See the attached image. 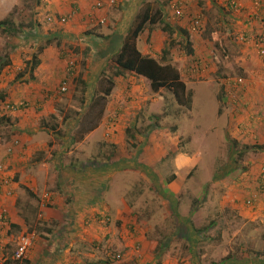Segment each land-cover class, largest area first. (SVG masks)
I'll return each instance as SVG.
<instances>
[{"label": "rangeland", "instance_id": "374dc122", "mask_svg": "<svg viewBox=\"0 0 264 264\" xmlns=\"http://www.w3.org/2000/svg\"><path fill=\"white\" fill-rule=\"evenodd\" d=\"M64 1L66 4L68 3V0ZM62 2V0H56L55 3H50L48 0H0V20L9 19L15 28V32L11 34L6 32L3 27L0 28V92L5 93V99L8 102H14V104L23 102L26 106V108L14 111L15 113L4 111L7 120L4 124H0V142L9 139L10 134L17 133L19 135L20 133L16 131L18 130L16 124L31 117V123L27 124L28 128H22L25 131L32 129L38 138L35 143H41L43 145L41 147L45 148L42 150V159L46 160L45 169L47 171L45 173L49 174L41 177V183L44 186L43 193L36 192L40 188L39 183H37L39 186L34 187L32 192L26 187L17 189L20 192L19 198L23 199L21 201L27 200L26 209H20L22 214L29 218L27 222L30 224V229L26 226L23 231L22 229H12L11 226L9 231L14 232V235L28 232L37 236L39 227L55 230V233L58 234L60 227L67 226L71 216L65 214L69 210H63L62 204L60 207H56L61 212L55 213L54 211L56 216L43 222L39 220L44 218L43 212L41 208L36 209L37 202L34 200L42 199L43 201L46 192L49 193L50 199H54L57 194L61 196L56 184L50 185L47 182L52 173H55L56 179H58L57 161L60 159L67 168L68 165H72L68 170L64 169L62 174L69 172L70 176L73 173L78 176L84 174L86 170H95L98 167V172L96 169L93 173L98 176L96 180L101 179L102 182L96 184L93 177L84 174L86 182L96 184V195L90 203L83 207L80 205L76 207V217L80 216V218L77 224H72L80 229L76 231L75 228L72 237L74 241L70 247L74 249V252L72 250L67 252V249L63 255L68 258L61 255L63 259L57 260V264H70L68 254L81 258L83 264H154V259L148 261L146 258L148 251H144V248L140 247V243L141 249H137V239H143L140 238L144 236L143 234L159 243V247L162 248V256L159 259L164 261L175 260L176 257L182 259L191 256L190 259L197 261L198 264H211V262L220 263V260H225L232 255V259L235 258L237 261L247 259V262H251L259 254L264 256V213L258 221H252L242 218L238 214L237 208L232 209L225 204L226 199L231 197L228 193L231 190V185L239 187L237 182L241 184L244 180L243 170L254 165L256 157H260L259 153L264 152V140L259 139L254 131L249 130L242 140L236 139L237 143L234 144L235 138H233L227 123L228 118L233 119L234 116L229 115L232 112H230L231 104H229V93L226 86L228 78L245 76L246 71H244L242 63H251L241 59V46L246 52L252 48L254 51H258L254 42L259 38L258 36L263 35H253L251 39L253 45H250L245 32L246 25L243 24L242 29H239V26L230 27L227 24L238 25V22H243L240 18L242 15L234 12L222 11L223 22L221 23L215 20L211 24L205 25L202 23V18L199 39L207 42L206 38L209 36L210 43L207 44V50L210 57L207 62H211L213 66L207 65L209 70H203L202 73H199L200 75L195 74L193 77L185 75V72L182 74L184 77L181 76L180 79L186 83V90L192 88L189 99H187L186 93L176 97L172 91L166 88L159 89L155 93L156 96H153L152 93H149L154 91L149 80H142L139 86L147 90L146 94L152 96V99L155 98V101L141 97L138 100L142 101V105L135 104L133 106L125 103L128 96L126 93L120 102L113 101L109 104V99L105 98L108 95L105 93L106 89L114 86V79L118 84V78L112 76L113 72L108 64L107 68H102L103 63L100 62H97L94 68L88 66L87 62L91 58L89 53L94 47L89 43L91 38H87L89 35L87 31L94 28H89L85 23H75L78 18L83 16L81 11H78L75 16L72 12V18L68 22H60V24L47 22V17L50 15L55 17H60L62 14V16L68 15L70 12L64 9L65 6L70 10L73 6H77L79 9L82 7L81 3L79 4L75 0L67 5H63ZM92 2L95 3L94 0ZM151 3L152 5L147 4L149 6L145 5L141 10H138L137 15L135 14L136 17L133 16L135 24L141 21V16L147 7L151 9L150 15L155 13L158 5L155 2ZM91 22L97 25L95 26L97 28L102 25L99 22ZM72 23L74 24L72 25ZM136 27L137 24L134 29ZM93 31L96 35L100 29ZM239 35L242 36L240 40H238ZM47 39L51 40L52 44H48L45 49V46L44 48L42 46L46 44ZM170 41L171 44L173 43L172 46L178 49V40L171 36ZM262 46L264 48V40ZM35 52L46 53L54 62L53 57L57 56L59 64L65 68L64 73L53 80L56 89L60 88L64 81L67 85L64 94L56 95L60 97L56 100L54 109L53 107L39 108L37 105L32 107L26 99L16 98V93L21 85L14 79V76L16 72L25 67L26 63L31 61L32 54ZM101 55L99 54L97 59ZM257 55L261 57L259 52ZM181 57L182 60L175 65V68L178 67L180 71L185 69L184 66L187 64L189 67L199 60L187 58L184 54H181ZM4 61L9 62L2 67L1 63ZM200 61L202 60L200 59ZM73 62L75 64L74 74H82L90 84L86 94L92 100L86 104L81 115L79 114V120L75 124L67 121L68 124L64 126L59 135L56 130L50 128V124L53 123L50 118L51 114L58 115L56 122L61 123L64 114L73 116L74 110L79 104V98L72 97L74 92L68 89L71 81L65 80V78L72 79L69 77L67 68ZM97 67L102 68L103 71L96 70ZM128 81L131 82V77L121 83L122 88L128 89ZM112 103L117 106L114 107ZM217 106L220 108V112L217 111ZM24 110L26 111L23 112ZM18 113H22L21 117L17 115ZM42 117L44 119L41 121L47 122L48 126H44L40 122ZM116 117L124 118L122 122L118 121L117 128H114V125L111 127L109 123L112 118ZM192 120L198 123V125L196 124L198 127L197 138L200 139H192L190 131ZM262 120L264 123V119ZM206 122L217 123L218 127L215 125L214 132L203 134L202 124L210 125ZM108 125L109 128L105 127ZM14 130L15 132H13ZM192 131L195 132L194 129ZM259 140L260 142H258ZM246 145L247 147H244ZM184 148L190 150L195 156L193 161L196 164H188L187 167H190L191 170L188 176L182 178L184 179L183 187L179 188L171 182L168 186L167 176L171 174L172 164L174 163L176 167L177 163L184 162V157L174 154L172 150L181 151ZM164 154L166 157L162 158L165 156ZM109 155H113L110 162L112 160V162L120 163L117 170H112L116 168V165L107 166L104 156ZM160 155L161 157H159ZM159 158L162 160L159 161ZM102 164L104 166H100ZM140 164L150 167L144 173ZM31 168H35V165H31ZM75 169L82 171L75 172ZM176 170H178L177 167ZM27 172L32 173L29 170ZM6 174L4 170L3 175ZM88 177L89 179H87ZM61 179L64 183H72L68 180L70 179L68 175L61 176ZM12 183L14 181L10 178L9 184ZM28 187L33 186L29 185ZM8 188L9 193H7ZM80 189H82L81 185ZM208 189L210 193L212 192L209 199L207 197ZM3 190L5 196L9 197L13 196L16 191L13 186L4 187ZM1 192L2 190H0ZM33 193H36L35 197L31 198ZM66 197V194L61 196L63 199ZM177 199H183L184 202H179L178 206ZM247 199L248 197L242 195L240 199H234L233 205L240 207V205H236V202L244 206L248 205L246 204ZM29 200H33L34 203L28 202ZM163 200H167V203H163ZM193 200L195 202L192 204ZM199 200L202 202L201 206L205 201L209 203L204 204L206 208L200 215L191 218L194 214L192 209H198ZM17 201L19 202L20 199ZM43 204L45 202H42L41 206H44ZM124 204L130 211L129 220L125 223L121 221L123 212H118V210H122ZM1 207L6 208L5 203H2ZM111 207L115 209L110 217L107 213ZM117 212L121 213L120 220L116 218ZM91 215H95L94 218L98 216L99 219L92 221ZM8 216L10 220L9 213ZM35 223L39 225L34 226ZM207 225L209 228L202 230ZM70 227L67 226V229ZM199 228L201 231L195 230ZM94 231L95 234H93ZM5 235H8V232ZM43 243L45 244V242ZM133 244L135 251L131 253ZM15 246V242L8 245V249H11L10 253L14 252ZM242 248H245L246 251H240ZM151 249L149 256L153 255ZM83 251L89 252L88 259L82 255ZM80 252L82 253L80 254ZM155 252L156 248L154 255ZM116 253H120V258L117 260L111 258ZM154 255L152 258H156ZM76 258L74 259L76 260Z\"/></svg>", "mask_w": 264, "mask_h": 264}, {"label": "crops", "instance_id": "0c3cea01", "mask_svg": "<svg viewBox=\"0 0 264 264\" xmlns=\"http://www.w3.org/2000/svg\"><path fill=\"white\" fill-rule=\"evenodd\" d=\"M62 1H63L62 2L63 5H67L70 2L71 3L74 2V0L73 1L68 0V3L66 4L64 0ZM75 1L79 4L81 3L82 7L80 9L77 6H73L71 10L68 9L67 6H65L64 9L68 10L70 13L74 12V16L78 11H81L84 17L82 16L78 18V21H75V23H79V22L85 23V25L89 26V28H94V29H90L87 31V34H89L87 35V38L88 37L91 38V40H89L90 41L89 43L93 44V47H94V49H91L92 50L91 53H89L91 58H90V61L87 62L88 66H91L90 68H94V66L96 67L97 62H100V63H103L102 68H107V64H108L110 67V70L113 72L112 75L118 78V84H117V81H115L114 79V86H112V88L109 89L108 95L105 96L106 99H109V104L113 101L120 102L123 99V95L126 93H128V96L126 98L127 101L125 103L132 104L133 106L135 104L142 105V101L138 100L141 97H145L146 99H150V100L152 99V96L146 94L147 90L139 86L142 80H148L146 77L136 74L132 71H128V70L122 71L121 74L116 75L115 73L119 71V68L117 64L113 61V58L109 56V54H107L106 56L101 55L97 59V56L99 55L98 51L108 50V48L110 47V44L113 45V48L110 49L109 51H113V50H116V48L121 47L123 40H125L129 35H131L132 33L131 31L135 30L134 27L136 26V24H139V22L136 24L134 23L135 22L134 17H136L135 14L137 13V11L141 10V8H143L147 4L152 5L151 2H155L156 5H158V7L160 6L162 7V15L160 16V18L164 19L166 22H168L172 26L180 27L187 32V35L190 38V46H191L192 51L190 52V54H187L185 50L183 49L184 46L182 45H185L186 43L185 41L187 40V37H184L181 34V32L179 33V35H178V32L173 33V37L179 41L177 45L178 49L177 47L172 46L171 41H170L171 37H168V34L161 29V23L158 20L153 24L148 23L149 21H145L142 24L141 30L135 38L136 47L142 55L149 56L155 59L156 61H158L160 64L170 65L171 67L174 66L173 68L175 70L177 68L176 70L177 72L179 68L178 67L175 68V65L178 64L180 60H182L181 54H184V56H186L187 58L190 57L193 59L194 58L199 59V60L201 59L202 64L206 66V67L205 66L201 67L202 71L209 70L208 66L210 67L213 66L211 62L210 63L207 62L208 58L210 57V54L208 53V50H207V44L210 43L209 36H207L206 38L207 42H204L201 39H199L200 30L196 32H192L190 30L189 24H190V19L192 17L200 16L201 18H203L202 23L206 25L207 23L211 24L215 20L218 23L223 22V19H221L222 11H227V12L231 11V12H234L235 14H241L242 16H240V18L245 23L238 22V25H235V24L231 25V23H227V24L230 27L239 26V29L240 28L242 29L243 24L246 25L245 32L247 33V38L249 40L250 45H253V40H251L253 35H263L259 37H262L264 40V0H261V5L258 9L253 6L254 0H239L240 7L239 9H236V10H231L228 7H226L224 0H116L113 6H105L96 11L93 10L94 3L92 2V0H75ZM174 1H179V2L181 1L180 12H175L176 10L172 8V4ZM48 2L55 3L56 0H48ZM91 2L93 3L92 7H91ZM100 20H103V23L102 25L98 26V28L95 27L97 25H94V23L91 22V21L98 22ZM73 24L74 23H72V25ZM97 29L98 30L100 29V32H96V35H95L93 30H97ZM240 38H242L241 35H239L238 40H240ZM180 41L182 42L181 45L179 44ZM86 42H88L87 39H86ZM254 45H256V43ZM216 49L218 48L216 47ZM248 50L249 52L244 51V47L241 46V53H240L241 59L244 60L245 62L247 61L251 62L250 64L242 63L245 68L244 71H246V74L245 76H242V75L241 76L244 77L245 83L242 86H240L238 90H235V93H234L235 99H232V97H230L229 95V104H231L230 112H232V114H229V115L234 116V118L233 119L228 118L227 123L233 135V138H235V141H234L235 143H237L236 139L238 141L242 140L244 138V135L249 130L254 131L259 136V139L264 140V134H263L264 132L263 124L264 123L261 117V113L264 111V55L261 54L260 55L261 57H259L257 55V52L259 51H254L253 48L248 49ZM217 57L218 55L216 56V58ZM38 58L40 59V64L34 71V78L27 80L26 82L24 81L19 82L21 86L18 92L16 93V98L26 99L32 107H36L35 105H37L39 106V108L40 107H46V108L53 107L54 109L56 108V102H57L56 100L59 99L60 96H56L57 89L54 86L53 80L55 77L58 78L62 73H64L65 68L62 64H59L57 60L58 59L57 56L53 57L55 62L52 60V58H49L48 55H46V53L38 54ZM214 58H215V55H214ZM252 60H254L253 61L254 63L252 62ZM49 62H52V63L49 64ZM184 67L185 69L183 68L181 71L179 70L180 73L178 72L180 77L181 76L184 77L182 75L184 72L186 73L185 75L191 76V77L197 74L195 72V69L192 68L191 65L188 67V64H187V66H184ZM102 68L97 67L96 70L103 71ZM128 77H131V82L128 81L127 83L128 89L127 88L125 89V87L122 88L121 83L124 80L128 79ZM226 85H228V83H226ZM190 90L192 91V88H190ZM157 92L158 91H150L149 93H152L153 96H156L155 93ZM86 99H87V103H89L92 100V99H89L88 96L86 97ZM155 100H156L155 98L152 99V101H155ZM113 105L114 107L117 106V104H113ZM217 108H218L217 111L219 112V107L217 106ZM25 111L26 110H24L23 112ZM21 114L22 113H18L17 115L21 117ZM226 117H228V115H226ZM123 118L124 117H116L114 119L112 118L109 125H111V127L114 125V128H117L116 124L118 123V121L122 122ZM29 123H31V117L28 119L26 118V120L22 121L21 123H17L16 128L18 130L16 131H18V133L20 134L19 135L17 133L10 134L11 136L9 139L5 141L3 140L4 142H0V159L3 165L5 166V173L8 174V175L6 174V177L9 179L12 178L14 181V183L10 184L9 186L10 187L13 186L16 190L14 194L15 196L13 195L9 197V196H5V192L2 189V192L0 193V205L2 203H5L6 209L11 217L10 225L13 227L12 229H19V230L22 229L23 231H25L24 228L26 226H28V228L30 229V224L29 222H27L29 218L27 216H24V214H22V210L20 208L26 209L28 204L26 203L27 201L26 199H25V202L21 201L23 199L19 198L20 192L17 191V189L26 187V188H29L32 192L34 187L37 188V186L40 185V188L36 192L43 193L44 186L41 183V177L46 176V174L49 175L48 172L45 173V171H47L45 169L46 160L44 159H42V161L36 160V157H37L36 153L39 150H43V149L45 150V148L41 147L43 146L41 143H38V142L35 143V141L38 140V138L36 137V134L33 133L32 129L25 131L22 128V127L28 128L27 124ZM206 123L210 125L207 126V125L202 124L203 134L208 133V132H214V128H216L215 125H217V123H209V122H206ZM100 124H101V121H100ZM103 124H104V121H103ZM191 124L193 126V127L192 126L190 127L192 139L194 140L200 139L199 137L197 138L198 127L196 126V124L198 125V123L192 120ZM109 125L105 127L109 128ZM38 126L42 127L41 125H38ZM192 129H194L195 132L192 131ZM33 130L35 129L33 128ZM13 132H15V130ZM258 142H260V140ZM17 143L19 144L16 145ZM15 147L17 148L14 149ZM244 147H247V145ZM172 151L176 155H182L184 157V162L181 161L180 163L176 164V167L178 168V170H176L175 164L174 163L172 164L171 169H170L171 174L167 176V179L169 181V178L172 175H174L175 178L168 182V186H169V183L171 182L175 186H178L179 188H181L184 186L183 184L184 179L182 178L184 176H188L191 170L190 167H187L188 164H196L193 161V158L195 156H193L190 150H186L185 148L184 150H181V151H176V149H173ZM164 155L165 156H163L162 158L166 157V154ZM259 155L260 157L259 156L256 157L255 159L256 162L254 161L255 162L254 165H251L249 168L243 170L242 177L244 178V180L241 184L240 182H237L239 187H234V184L231 185V188H230L231 190L230 192H228L230 193L231 197L230 199L228 198L225 201V204L229 205L232 209L237 208L239 210L238 214L242 218L252 220V221H258L259 217L263 215L264 213V194L261 191H259L257 187L259 167L261 164L264 163V152L259 153ZM159 157H161V155ZM162 158H159V161H161ZM33 164L35 165V168H31V165ZM173 169H174V173H173ZM28 170L31 171L32 173H28V172L26 173V171ZM95 170H92V169L90 171L86 170L84 174L94 178L96 174H94L93 172ZM79 171H82V170H79ZM79 171L76 170V172H79ZM97 172H98V169H97ZM85 175L79 174L76 177L78 180L81 179L84 181ZM72 178H74V176ZM47 182L50 183V185L56 184L57 183L56 174L52 173L51 176L48 177ZM100 182H102L101 179L96 180V183H100ZM37 183H39V185ZM29 185H32L33 187H28ZM209 193H210V190L208 189L207 190L208 199L210 198L212 192L210 194ZM35 194L33 193L31 195V198L32 197L34 198ZM242 195H244V197L252 198L253 204L244 206V205H241V203L236 202V205L238 206L240 205V207L234 206L233 205L234 199H240V196ZM63 198H61V196L57 194L54 197V199H46V200L43 199V201L42 199H34L37 202L36 209L39 210L41 208V211L43 212L44 218H41L39 220L46 222L48 218H51V217L54 218L56 216L54 214V211L55 213L58 211L61 212V210L56 209V207H60V204L63 205V208H62L63 210L68 209V206L67 204H65ZM17 199H20V201L18 202ZM28 202L34 203L33 200H29ZM42 202H45V204H43L44 206H41ZM162 202L166 204L167 200H163ZM179 202H184V201L183 199H177L176 204L178 206H179ZM194 202L195 201L193 200L192 204ZM198 202L200 203L197 207L198 209L197 210L192 209L194 211V214L191 216V218L197 216L198 214L200 215L203 212V209L206 208V205L204 204L209 203L208 201H205L203 206H201L202 202L200 200ZM113 209L115 208L114 207L110 208V211H109L110 213L109 212L107 213L108 216L112 214ZM69 210L73 211V215H72L73 217L71 218V220L75 224H77L80 218V216L76 217L77 208H70ZM118 212H123V217L121 220L123 221V223L129 220L130 211H129V208L125 204L123 205L122 210L121 211L118 210ZM118 212H117L116 218L120 220L121 213L118 214ZM94 216L91 215L92 221L99 219L98 216H96L95 218ZM37 225L39 224L37 223L34 224V226H37ZM73 226L74 225L72 224V226L67 230L62 229V227H60L59 229V232L63 231L65 234L67 235L69 234L70 236L69 246L63 252H65L67 249H68L67 252L71 250L72 252H74V249L71 248L70 245H72L74 241L73 240L74 238L72 237L74 236L75 228H76V231H78V229L80 228L75 227V226L73 227ZM39 228L40 230L37 231L38 235L37 236L34 235L33 244L31 246V249L27 257L30 264H37L40 261V259H42V257L48 256L47 250L50 247L52 238H56V236L58 235L55 233V230H53L52 231L53 233L52 232H51L52 234L50 233L52 238H50V240H46L43 236L46 235V233L48 232L47 230L49 228L47 229H44V227L42 228L39 227ZM208 228H209V225H207L205 228H202V230L208 229ZM93 234H95V231L93 232ZM143 235L144 236H141L140 238H143L144 240L139 239V238L137 239V243H136L137 249H141L143 247L144 251L147 250L148 253H146V258H148V261L149 259L150 261L151 259H154L155 261L153 263L156 264V260H159V258L162 256L161 254L159 257L152 258V256L154 255V249L157 246V242L153 239L148 238L147 235L145 234ZM18 236H19L18 233L14 235V232H11V231L8 232V235H5L3 234L2 229L0 230V259L6 260L9 257L12 258V253L9 252L11 249H8V245H11V242L13 244L15 242V245H16ZM43 242H45V244ZM74 244L76 243L74 242ZM92 244H93L92 246H94V243ZM139 245L141 248L139 247ZM83 248H86V247H83ZM150 249L153 251L152 256H149ZM242 250L246 251L245 248L240 249V251ZM133 251H135L134 244H133V247H131V253H133ZM81 253L82 252H80V254ZM61 255H63V253L60 254L58 257H55L52 264H57L56 261L62 258ZM68 255L70 257V261H69L70 264H83L81 258L79 257L76 258L75 255H71V254H68ZM82 255H85L86 259H88L90 256L89 252L85 253L84 251ZM63 256L68 258L66 255H63ZM190 257H185L182 259L176 257L175 260L172 259V260H166V261L161 259L160 264H198L197 261L195 260L192 261ZM74 258H76V260ZM232 258L233 256L231 255L229 258H227L228 260L225 259L226 261L222 259L220 260V263L211 262V264H263L264 263V256L261 254H259L257 257H254L253 258L254 260L251 262H247L246 261L247 259H244L242 261L241 260L237 261L235 258L234 259Z\"/></svg>", "mask_w": 264, "mask_h": 264}, {"label": "trees", "instance_id": "16d2710c", "mask_svg": "<svg viewBox=\"0 0 264 264\" xmlns=\"http://www.w3.org/2000/svg\"><path fill=\"white\" fill-rule=\"evenodd\" d=\"M259 3L261 5V0H259ZM149 5H147V6H149ZM150 12H151V9L149 7H147L141 16V21L139 22V24H137V27L135 28V30L131 31L132 33H131V35H129L130 37L128 36L125 40H123L121 47L116 48V50L109 51L110 49L113 48V45L110 44V47L108 48V50L98 51V54L102 53V55H105V56L107 54H109V56L111 58H113V61L117 64V66L119 68V71L115 73L116 75L121 74L122 71H127V70L132 71L136 74H139V75L146 77L150 81L151 88L154 91H158L159 89H162V88L165 89L166 88V89H169L170 91H172L176 97H179L180 94L186 93L187 99H189L188 97L191 95V90L190 89L186 90L187 89L186 84L180 79L179 73L173 67H171L170 65L160 64L155 59H153L149 56H146V55H142L136 47L135 38H136L137 34L140 32L142 24L145 21H149L148 23L153 24L158 20L161 23V29L163 31H165L169 37L173 36L174 32H178V35L181 32V34L184 37H187V40L185 41L186 42L185 45H182V46H184L183 49L185 50V52L187 54H190V52L192 51L191 46H190V38L188 37L187 32L180 27L172 26L171 24L166 22L164 19L160 18V16L162 15V7L161 6L158 7V9L155 11V13L153 15H150L151 14ZM60 17H62V15ZM60 17L56 16L57 19H59ZM254 19H255V17H254ZM1 27H3L6 30V32L8 31L10 34L15 32V28L13 27V23L11 21H9V19H7V18L0 20V28ZM51 42H52L51 40L47 39L46 44L43 45L42 47L44 48V46H45V48H47L46 46L48 44H52ZM179 44L181 45L182 42L180 41ZM7 62H9V61H7ZM7 62L4 61L3 63H1L2 67L5 66L6 64H8ZM198 62H200V60H198ZM39 64H40V59L38 58V53L35 52L32 54L31 61H29V63H26L25 67L21 71L16 72L14 79L16 81H19V82H23V81L26 82L27 80L34 78V71L36 70V68L38 67ZM65 80L71 81V85L68 86V89L70 88L71 90H74L72 97L79 98L78 99L79 104L77 105L76 110H74L73 116L71 114H67V113L64 114L61 123L56 122L58 119V115L51 114L50 118L52 119L53 123L50 124V128L56 130L57 134H59V135L61 134V131L63 130L64 126L68 124L67 121H71L72 124L73 123L75 124L79 120V118H80L79 116L83 112V109L85 108L86 103H87V99H86L87 94L86 93L88 90V86L90 85L87 82L85 76H82V74H80V73L78 75L74 76L72 79L65 78ZM79 87H81L80 90H79ZM109 89H110V87L108 89H106V92H105L106 94L109 92ZM59 94H62V93H59L57 91L56 95H59ZM5 97H6L5 93L0 92V100H2V101H0V112L3 111V107L5 104H11V102L10 101L8 102L5 99ZM24 102H27V101H24ZM13 104H14V102H13ZM19 108L20 109L26 108V106H20ZM59 110L62 111V109H59ZM220 111L221 110L219 108V112ZM43 119L44 118H41L40 122L44 126H48L47 122L41 121ZM6 120H7V116L5 114L0 113V124H4L6 122ZM234 144H235V142H234ZM99 151H100V149H99ZM42 152H43L42 150H39L36 153L37 154V157H36L37 161L42 159V154H43ZM112 156L113 155L104 156V158L106 160L105 162L107 163V166L113 167L114 165H116V168L112 169L114 171V170H117L119 168L118 165L120 166V163L118 161L112 162V160L110 162V159ZM96 157H98V155H96ZM0 161H1V159H0ZM57 164H58L57 169L59 171H58V179H57L56 186H57V189L61 192V196H63L64 194L67 195V197L64 199V202H65V204H67L68 210L70 208H76L78 205H80V207H83L84 205L90 203L92 198H94L96 195L95 191H96V184L97 183L95 185H93L92 183L86 182V180L85 181H83L81 179L78 180L76 175H75L76 173L72 174V176H74V178L72 179L71 176L69 177V174H68L69 172H67V173L65 172L62 174V171L64 172V169L68 170V168L72 167V165L71 164L68 165V168H67V166L60 159H59V161H57ZM140 165H141L144 173L150 167V166H147L146 164L145 165L140 164ZM100 166H104V165L102 164ZM96 169H98V167ZM66 175H68V178L72 179V180H70V179H68V180L71 181L73 184L70 182H65V183L62 182L63 180L61 179V176H66ZM82 175H84V174H82ZM89 177L87 179H89ZM97 177L98 176L96 175V177H94V179H96ZM174 178H175L174 175L170 176L169 181L173 180ZM0 179H2V177H0ZM80 185H81L82 189H80ZM65 214L71 216L70 221H68V223H67V226L68 227L72 226V223H74L71 220V218L73 217L72 216L73 211L69 210ZM67 226L62 227V229L67 230ZM195 230L201 231L200 228L195 229ZM47 231L48 232L43 237L46 240H50V238H52L51 234L53 233L52 232L53 230L48 229ZM69 238H70L69 234L67 235L63 231H60L58 233V235L56 236V238H52V241L50 243V247L47 250L48 256L42 257V259H40V261L37 264H52L55 257H58L60 254H62L63 251L69 246V242H70ZM157 244L158 245L156 246V252H155L154 257H159L162 254L161 253L162 248L159 247V243H157ZM111 258H112V256H111ZM160 262L161 261L159 259L156 261V264H160ZM4 264H30V262L28 261L27 258L25 260L19 261V260H16V259L9 257L6 260H4Z\"/></svg>", "mask_w": 264, "mask_h": 264}, {"label": "built area", "instance_id": "2783aa9c", "mask_svg": "<svg viewBox=\"0 0 264 264\" xmlns=\"http://www.w3.org/2000/svg\"><path fill=\"white\" fill-rule=\"evenodd\" d=\"M115 2H116V0H95V3L93 5V10L96 11V10H99V9L105 7V6H113L115 4ZM224 3L226 5V7H228L231 10H236V9H239V7H240L239 0H224ZM180 5H181V1L180 2L179 1L173 2L172 8L174 10H176L175 12H180V9H181ZM253 6L258 9L260 6L259 0H254ZM71 17H72V13H69L68 15L62 16L59 19L49 16L47 18V22L50 24L55 23V22L60 24V22L63 23V22L68 21ZM99 23H103V20H100ZM199 26H200V17L196 16L192 19L191 30H193V31L198 30ZM255 43H256V46L258 47L259 53L264 55V48L262 46V44H263L262 37H259L258 39H256ZM74 69H75L74 62L71 63L70 65H68L67 70H69V77L74 76ZM65 83L66 82L64 81L63 85L59 88V90H58L59 93H63L66 91L67 85ZM226 83H228V85H226V86H227V90H228L230 97H232V99H235V96H234L235 90H238L239 87L245 83V81H244V77L238 76L234 79L228 78V81ZM20 106H25V105L23 102L22 103H15V104H13V103L5 104L3 107V111L0 113L4 114V111L14 112V111L20 109L19 108ZM261 117H262V119H264V111L261 113ZM3 169H4V165L0 161V177H2V179H0V190H2L4 187H8L10 185L9 180L7 178L3 177ZM257 187H258V190L264 194V163L261 164L259 167ZM7 193H9V188H8ZM46 199H50V195L47 192L44 193V200H46ZM246 204L252 205L253 199L248 198L246 200ZM0 225H1L0 228L3 231V234L9 232L11 225H10V220H9L7 209L5 207L0 208ZM33 240H34V234L24 233V232L20 233L18 236V239H17L16 248L12 254V258L19 260V261L25 260L28 257L29 251H30L31 246L33 244ZM112 258H115L117 260L120 258V254L116 253V254L112 255ZM0 264H4L3 259H0Z\"/></svg>", "mask_w": 264, "mask_h": 264}, {"label": "clouds", "instance_id": "9594fccd", "mask_svg": "<svg viewBox=\"0 0 264 264\" xmlns=\"http://www.w3.org/2000/svg\"><path fill=\"white\" fill-rule=\"evenodd\" d=\"M51 17H55V16H53V15H50ZM49 17V16H48ZM47 17V18H48ZM196 17V16H195ZM200 17V16H199ZM56 18V17H55ZM194 17H192L191 19H190V23L192 22V19H193ZM201 17H200V21H201ZM99 22V21H98ZM56 23V22H55ZM201 23V22H200ZM52 24H54V23H52ZM59 24V23H58ZM200 27H202L201 25L199 26V29L198 30H200ZM190 30H191V26H190ZM198 30H196V31H198ZM192 32H193V30H191ZM203 66H205V65H203L202 64V61H200V62H197L196 61V64H193L192 65V68H194L195 69V72L197 73V75H200L199 73H202V69H201V67H203ZM76 75H78V74H74V76H76ZM73 76V77H74ZM72 77V78H73ZM64 81V80H63ZM150 82V81H149ZM184 82V81H183ZM59 90V88L57 87V91ZM64 93V92H63ZM108 94V93H107ZM2 162V161H1ZM3 164V163H2ZM5 170V166H4V169H3V171ZM3 177H5V178H7L6 177V175L4 176L3 175ZM9 181H10V179L9 178H7Z\"/></svg>", "mask_w": 264, "mask_h": 264}]
</instances>
